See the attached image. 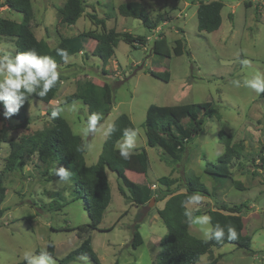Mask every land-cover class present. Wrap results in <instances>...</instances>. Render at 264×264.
Here are the masks:
<instances>
[{
	"label": "rangeland",
	"instance_id": "obj_1",
	"mask_svg": "<svg viewBox=\"0 0 264 264\" xmlns=\"http://www.w3.org/2000/svg\"><path fill=\"white\" fill-rule=\"evenodd\" d=\"M64 1L31 0L34 11L31 27L38 38L46 36L50 46L63 36H73L82 31L101 32L102 26H97L85 15L92 12V7L99 17L107 12L113 16L105 21L106 28L148 35L149 39L146 38L143 45H132L120 38L113 56L105 64L95 54L96 43L90 42L85 46L84 54L72 55L58 66L62 81L52 100L43 103L34 97L29 99L26 110L28 123L24 127L17 126V121L11 117L5 118L0 103V140H5L0 142V173L7 188L2 203L4 213L0 218V264L19 262L26 252L39 255L49 242L54 244L56 264H95L87 256L60 262L87 235L101 264H153L160 252V240L167 232L157 214L164 200L156 201L154 198L164 188L159 185L158 177L167 175L175 178L178 180L176 184L197 177L211 189L215 181L205 168L208 163L209 167L217 164V157L224 150L219 139L220 130L231 135L232 141L244 145L242 156L230 160L222 168V173L229 174V179L222 180L214 198L202 196L199 204L186 205L193 214L198 209L200 213L194 215L199 216L206 214L204 212L217 202L246 204L248 210L242 215L243 231L250 234L251 248L258 255L257 251L264 249V160L261 158L264 156L261 152L264 151V96L251 88H237L232 81L235 79L242 83L244 78L253 74H264V0H222L221 25L212 32L197 28L198 3L207 0H142V7L153 19L161 15L162 21L152 32L146 30L140 19L117 14L116 3L130 0H99V3L85 0L90 7L87 6L83 15L68 27L60 22L58 13ZM2 2L0 0V5ZM0 17L16 21L22 19L21 13L2 6ZM160 32L167 38L169 47L174 46L175 39L182 37L184 52L170 57L153 53L151 46ZM0 43L14 44V38L0 35ZM243 60L249 63L242 64ZM149 69L157 75H151ZM79 78L91 79L104 86L106 97L112 103L110 112L103 115L100 122L103 128L85 138L79 133L78 126L83 125L90 115L88 106L80 99L66 102L67 106L75 102L79 110L73 112L66 108L61 116L81 137L83 146L91 145L90 150L84 147L86 164L97 161L106 138L104 131L119 114L125 113L139 129L135 149L145 147L149 159L146 173L135 172L131 168L125 173L141 185H156L151 198L153 201L150 199L143 206H138L120 193L116 173L107 169L110 202L98 228L81 237L76 230L67 229L89 222L84 194L81 192L82 196L78 197L72 174L69 182L60 180L54 173V169L60 167L70 172L68 168L57 162L48 168L38 161L34 153L25 155L11 171L3 170L9 141L51 124V116L47 112L57 106V101L65 102L66 95L74 91L75 81ZM209 101L216 105L220 118L211 116L206 120L203 129L194 135L176 164L170 166L161 161L162 150L146 145L144 119L149 104ZM235 181L240 184L235 185ZM135 229L142 242L133 247L131 240ZM189 232L204 239L199 226L189 225ZM215 249V254L223 253L217 264H261L257 257L234 244L227 243ZM212 258L213 252L203 254L195 264H207Z\"/></svg>",
	"mask_w": 264,
	"mask_h": 264
},
{
	"label": "trees",
	"instance_id": "obj_2",
	"mask_svg": "<svg viewBox=\"0 0 264 264\" xmlns=\"http://www.w3.org/2000/svg\"><path fill=\"white\" fill-rule=\"evenodd\" d=\"M223 5L222 0H207L198 3L196 9L197 28L206 32L217 30L221 25ZM0 6L7 7L22 15L21 21L0 17V35L14 38L17 51L36 49L38 53L54 58L58 66L64 64L65 61L56 54L57 48L66 49L70 57L80 52L84 54L85 46L89 45L90 42H96L95 54L105 64L113 56L114 48L120 38L132 43V45H143L146 41V35H133L127 31L119 32L113 27L106 28L105 21L113 16L107 12L103 17H99L91 6L92 12H87L85 15L97 26H102L101 32L82 31L73 36L60 37L54 46H50L45 39L37 38L31 27V20L34 16L31 0H3ZM87 6L90 7L85 0H65L58 9L60 22L67 25L74 24L83 15ZM117 12L121 16L140 19L148 32H151L161 20L160 14L157 15L156 19H153L144 10L139 0L119 4ZM183 40L182 37H179L175 39L174 46L169 47L167 38L160 32L158 37L154 39L151 50L160 57H170L172 54L178 56L184 52ZM148 72L153 76L157 75L152 69H149ZM61 81L62 78L60 77V81L46 97L39 98L35 94L33 97L43 103H48L58 91ZM106 94L104 86L91 79L79 78L75 81L74 91L66 95L65 102L80 99L88 106L90 114L99 112L106 115L112 108V103L107 99ZM260 95L264 96V93ZM28 103L26 102L17 114L11 116L17 121V126L24 127L28 123L26 116ZM215 108L216 105L210 101L174 105L149 104L144 119L146 145L160 148L162 150L160 160L173 166L182 158L194 135L203 129L206 120L211 116L220 118L219 112ZM52 111L53 109L47 114L51 116ZM113 123L116 126V131L110 136H106L97 161L93 164H86L84 150H77L78 147H84L81 137L74 133L66 119L60 116L56 119L51 118V124L44 126L40 131L22 135L15 141L10 140L9 153L5 159L3 170L11 171L17 163H21L25 155L34 153L38 161L48 168L56 162L68 168L72 174L78 197H81L82 193L84 194L83 198L89 222L67 230H76V234L81 237L83 234L98 228L103 213L110 202L111 192L107 169L116 173L121 182L118 185L120 193L130 198L135 205L143 206L154 196L148 185H141L132 181L125 173L126 169L129 168L135 172H147L149 159L146 148L135 149L129 160H124L119 155L117 142L123 137L124 129L135 128L132 121L127 114L121 113L113 120ZM219 139L224 144V150L217 157V164L209 167L208 163L205 168V172L212 176L215 181L211 189L197 177L185 179L180 184H176L177 179L167 175L158 177L159 185L164 186V188L159 190L154 198L156 201L164 200L163 207L157 210V214L166 226L167 232L160 240V252L153 264H195L201 255L206 253L210 255L214 247H221L227 243L242 248L248 254L253 252L250 235L243 233L242 215L248 210L247 205L243 202L239 204L217 202L213 208L204 212L212 218L211 224L213 226L217 223L222 226L233 225L238 232V239L235 241H229L225 237L222 243H217L215 240L205 243L204 239L189 232V224L183 215L184 211L189 209L185 203L186 198L194 193L214 198L216 189L222 184V180L229 179V174L222 173V168L226 167L230 160L239 159L242 156L244 145L241 142L232 141V136L223 130L219 131ZM1 141L5 140L1 139ZM261 158L264 160L263 155ZM234 184L239 185L240 183L235 181ZM174 185L175 187H173ZM6 189L0 173V218L4 213L2 203ZM197 213L200 211L194 210V214ZM141 242L142 237L135 229L131 245L136 247ZM46 249L52 256L54 255L52 242L47 244ZM80 256H87L95 264H101L92 249L89 235L60 262H69ZM220 256L217 255L212 258L207 264H217ZM14 264H26V261L22 259Z\"/></svg>",
	"mask_w": 264,
	"mask_h": 264
},
{
	"label": "clouds",
	"instance_id": "obj_3",
	"mask_svg": "<svg viewBox=\"0 0 264 264\" xmlns=\"http://www.w3.org/2000/svg\"><path fill=\"white\" fill-rule=\"evenodd\" d=\"M56 54L61 59L67 62L69 56L64 48H57ZM242 64H248V60L241 61ZM61 73L58 69L57 61L49 55H42L36 49L27 51H17L16 46L11 43H0V103H2L5 118L17 114L20 109L33 97V94L39 98L46 97L47 94L60 81ZM232 84L239 87L253 89L256 93H264V74L256 73L250 78L233 80ZM67 110L76 112L79 109L75 102L71 106H67L66 102L57 101V106L51 112V118L56 119ZM103 120V114L94 112L87 117L83 125L79 127V133L83 137L95 134L103 128L100 123ZM116 131L115 124H109L104 131L105 136H110ZM139 135L138 128H126L123 130V139L118 142L119 155L124 160L131 159L136 147V140ZM89 150L91 145H85ZM84 147H78V151H83ZM54 173L60 177V180L69 181L71 173L64 167L55 168ZM202 196L199 193H194L186 198L185 203L199 204L202 201ZM186 222L190 226H199V231L202 233L204 242L215 240L217 243H222L227 237L229 241L238 239L236 228L231 225L217 223L214 226L211 224L212 218L207 215L196 216L193 211L186 209L183 213ZM26 264H56L53 256L43 249L39 255H33L26 252L24 254ZM86 260L87 257H84Z\"/></svg>",
	"mask_w": 264,
	"mask_h": 264
},
{
	"label": "crops",
	"instance_id": "obj_4",
	"mask_svg": "<svg viewBox=\"0 0 264 264\" xmlns=\"http://www.w3.org/2000/svg\"><path fill=\"white\" fill-rule=\"evenodd\" d=\"M105 1V0H104ZM106 1H110V0H106ZM130 1H136V0H130ZM95 2H97V3H99V0H95ZM139 2L141 3L142 2V0H139ZM121 3H123V2H118V3H116V5H115V9H116V11H117V6L119 5V4H121ZM105 4V3H104ZM103 4V5H104ZM111 7V6H110ZM111 8H113V7H111ZM117 14H118V12H117ZM105 15V14H104ZM118 15H120V14H118ZM103 17V16H102ZM80 18V17H79ZM78 18V19H79ZM115 19V18H114ZM68 27L69 26H72V24L71 25H67ZM158 29V28H157ZM156 31V30H155ZM152 32V31H151ZM36 35V34H35ZM36 37H37V35H36ZM45 37V38H44ZM44 37H41V38H43V39H45L46 41H47V38H46V36H44ZM63 37H68V36H63ZM38 38V37H37ZM146 38L147 39H149V36L148 35H146ZM48 42V41H47ZM57 43V42H56ZM55 43V44H56ZM96 43V42H95ZM49 44V43H48ZM54 44V45H55ZM53 45V46H54ZM81 54H83L82 52H81ZM71 57V56H70ZM70 57L68 58V60L70 59ZM88 165V164H87ZM106 173H107V171H106ZM108 178V177H107ZM108 182H109V179H108ZM121 182H120V180H119V182H118V184H117V186L120 184ZM100 224V223H99ZM243 233H246V234H249L248 233V231L247 230H244L243 231ZM250 235V234H249ZM251 237V236H250ZM252 240V239H251ZM215 250H217V249H215V247L212 249V252H213V254H214V257H216L217 255H221L220 256V258L222 257V255H223V253H216L215 254ZM207 254V253H206ZM252 255H254L255 257H257L258 258V260L259 261H261V264H264V249L263 250H261V251H257V254L258 255H255V252H254V250H253V252L251 253ZM208 255V254H207ZM219 258V259H220ZM219 259H218V261H219ZM218 261H217V263H218Z\"/></svg>",
	"mask_w": 264,
	"mask_h": 264
},
{
	"label": "built area",
	"instance_id": "obj_5",
	"mask_svg": "<svg viewBox=\"0 0 264 264\" xmlns=\"http://www.w3.org/2000/svg\"><path fill=\"white\" fill-rule=\"evenodd\" d=\"M149 187L152 191L156 190V185L154 183L149 185Z\"/></svg>",
	"mask_w": 264,
	"mask_h": 264
},
{
	"label": "water",
	"instance_id": "obj_6",
	"mask_svg": "<svg viewBox=\"0 0 264 264\" xmlns=\"http://www.w3.org/2000/svg\"><path fill=\"white\" fill-rule=\"evenodd\" d=\"M153 201V199H151Z\"/></svg>",
	"mask_w": 264,
	"mask_h": 264
}]
</instances>
